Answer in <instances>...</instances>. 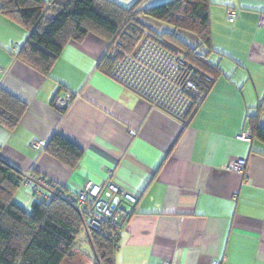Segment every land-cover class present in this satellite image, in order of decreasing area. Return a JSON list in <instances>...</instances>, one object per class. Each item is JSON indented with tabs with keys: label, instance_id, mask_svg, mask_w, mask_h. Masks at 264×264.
<instances>
[{
	"label": "crops",
	"instance_id": "1",
	"mask_svg": "<svg viewBox=\"0 0 264 264\" xmlns=\"http://www.w3.org/2000/svg\"><path fill=\"white\" fill-rule=\"evenodd\" d=\"M210 4V60L223 75L186 125L99 69L107 39L91 33L70 41L45 75L18 58L27 29L0 14V87L27 105L14 130L0 125V158L67 196L111 181L135 197V205L120 203L130 218L115 264H264V144L240 139L259 107L264 128V0ZM228 9L238 12L234 23ZM67 93L79 98L62 112L54 101ZM54 134L83 150L75 166L32 148ZM240 160L243 173L229 170ZM50 195L20 186L15 201H31L30 209Z\"/></svg>",
	"mask_w": 264,
	"mask_h": 264
},
{
	"label": "trees",
	"instance_id": "2",
	"mask_svg": "<svg viewBox=\"0 0 264 264\" xmlns=\"http://www.w3.org/2000/svg\"><path fill=\"white\" fill-rule=\"evenodd\" d=\"M210 9V0H169L142 12L155 22L150 23L135 8L108 0H0V14L29 32L18 58L42 74L50 73L70 41H81L92 33L110 41V47L125 29L139 27L181 52L198 69V87L206 93L223 75L219 64L210 60L214 53ZM183 32L192 34L194 43L184 40ZM133 39L130 34L126 43L131 46ZM112 65L104 56L99 69ZM205 76L211 78L210 83ZM26 111L25 103L0 87L1 126L14 130ZM261 112L259 107L247 120L251 141L264 144ZM44 152L71 166L83 157L82 149L58 134L46 143ZM22 176L0 158V264H63L74 256L76 237L85 229L84 217L61 189L53 199L38 198L30 209L18 204L15 195ZM118 234L112 226L88 232L96 253L93 264H115Z\"/></svg>",
	"mask_w": 264,
	"mask_h": 264
},
{
	"label": "built area",
	"instance_id": "3",
	"mask_svg": "<svg viewBox=\"0 0 264 264\" xmlns=\"http://www.w3.org/2000/svg\"><path fill=\"white\" fill-rule=\"evenodd\" d=\"M227 18L230 23H234L238 12L228 9ZM130 34L134 37L131 46L126 43ZM105 56L113 62L111 69L106 70L110 78L127 91L147 101L153 109L165 113L182 125L190 122L207 94L198 87V69L189 64L181 52L163 43L149 30L139 27L135 30L125 29L111 44ZM3 73L0 69V75ZM205 81L210 83L211 78L205 76ZM78 98L79 95L71 93L58 95L54 106L65 112ZM240 139L250 141V134L245 133ZM31 146L37 151H42L46 143L33 142ZM245 166L246 161L240 160L230 164L229 170L243 173ZM19 184L28 187L35 194H40L41 188L52 191L50 196H46L48 200L57 193L52 183L33 173L23 174ZM65 198L83 215L88 232L103 229L105 226L123 229L130 213L122 209L120 203H137L135 197L125 193L111 181L100 185L87 182L76 196Z\"/></svg>",
	"mask_w": 264,
	"mask_h": 264
},
{
	"label": "rangeland",
	"instance_id": "4",
	"mask_svg": "<svg viewBox=\"0 0 264 264\" xmlns=\"http://www.w3.org/2000/svg\"><path fill=\"white\" fill-rule=\"evenodd\" d=\"M108 1H111V2L115 3L116 5H119L123 8L133 7L136 9L137 12L141 13L139 15V17L143 21L155 23L153 20H151L147 16H144L142 12L147 10V9L154 7L155 5H160V4L165 3L169 0H108ZM181 34L184 35V37H183L184 40L189 41L191 43L192 42L194 43L195 37L192 34L186 33V32H183ZM51 189L53 190V188H51ZM25 191H27V189L23 188L22 192H25ZM54 197H56V196H53V198ZM17 198H20V197L18 196ZM44 198L47 199L45 196H44ZM53 198H51V199H53ZM30 202H29V205H27L25 208H28L30 206ZM94 256H96V253H94V251H93V247L90 243V240H89L87 234L85 233L84 230H82V231H80V233L76 237L74 256L70 259H66L63 264H79V261L81 259L84 262L82 264L87 263V261H88V264H93ZM80 257H82V258H80Z\"/></svg>",
	"mask_w": 264,
	"mask_h": 264
}]
</instances>
